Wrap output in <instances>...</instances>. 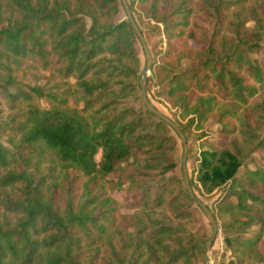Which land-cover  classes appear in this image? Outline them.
Here are the masks:
<instances>
[{
  "label": "trees",
  "instance_id": "16d2710c",
  "mask_svg": "<svg viewBox=\"0 0 264 264\" xmlns=\"http://www.w3.org/2000/svg\"><path fill=\"white\" fill-rule=\"evenodd\" d=\"M127 2L132 14L137 7L163 25L167 46L152 69L157 95L179 107L181 119L193 115L186 121L197 128L209 118L221 125L223 140L206 141L197 181L208 190L225 186L220 212L245 218L234 224L259 226L256 238L224 237L243 264L264 234V103L254 101L264 87L261 19L244 31V20L226 21L240 15L231 0ZM120 12V0H0L7 110L0 121V264H193L196 251L205 258L200 232L189 237L155 214L161 208L178 222L190 219L193 210L184 208L194 202L184 188L161 185L152 198L143 189L131 230L110 196L133 181L128 172L145 173L127 170L132 163L175 167L161 152L145 164L141 158L142 147L161 148L166 140L158 133L171 128L145 107L120 108L134 89L125 80L140 69L138 41L125 19L115 20ZM201 22L212 24L210 35ZM28 63L74 83L59 93L24 84L17 74Z\"/></svg>",
  "mask_w": 264,
  "mask_h": 264
},
{
  "label": "rangeland",
  "instance_id": "374dc122",
  "mask_svg": "<svg viewBox=\"0 0 264 264\" xmlns=\"http://www.w3.org/2000/svg\"><path fill=\"white\" fill-rule=\"evenodd\" d=\"M231 1H237L235 7L233 8L240 15L237 18H233L234 14L229 17L227 15L226 21L232 22L233 24L236 21L241 22V20H244V22H246L245 26L242 27V30L244 31L246 28L251 29L254 26V18H260L262 22L261 25L264 27V0ZM212 2L216 4V0H212ZM133 16L144 34L153 60L146 85L148 98L161 112L178 123L183 129L188 144L186 164L188 177L193 184L192 187L195 194L213 211L218 222V232L214 242L209 249L211 264H239V256L231 255L230 250L226 248L224 237H239V241H242L246 238H256L258 235L259 226H253L252 228L247 229L240 228L238 225L234 224V220L245 218L230 212H220L221 208H223L227 204V202H224L225 186H220L218 188L208 190L207 187H203L197 181L198 170L201 161V152L205 150L209 151V149L205 147L206 141L223 140V136H221L220 134L221 125L218 124L214 118H209L207 121H204L202 123L201 128H197L195 123L192 124L186 121L188 118L194 117L193 115H189L186 119H181L179 116L180 108L172 107L168 102L157 95L159 86L156 84V80L154 78L152 79V69L161 64L162 54L167 46L163 25L156 22L155 20L147 18V16L139 11L137 7L136 9H134ZM120 19H125V14L123 12L122 6L121 12L117 16H115L116 21ZM201 24L207 28L208 35H210L213 27L212 24L205 22H201ZM228 28L231 29L232 27L229 26ZM261 38H264V28L262 29ZM137 54L140 60V69L142 70L145 59L139 42L137 44ZM258 58L264 64V59L261 53L258 54ZM105 64L107 63L105 62ZM182 65H188V60H183ZM140 69L137 71V77L135 78L138 81V75L141 71ZM17 77L19 80L24 82V84H29L31 86L37 85L42 87L44 92L46 93H59L65 88L71 87L74 83L73 80L64 81L63 79L59 78L53 69L43 71L31 63H28L25 66L24 71L20 70L17 74ZM135 79L129 78L125 80L127 83L133 84L134 89H132L131 92L122 99L120 108H129L134 109L135 111H139L141 109L144 111V106L139 94V84H137L138 81H135ZM254 101L264 103V87L259 89V93ZM39 102L42 106H47V103L44 99L40 100ZM69 104L72 107H81L82 105L76 104L72 100H70ZM228 108L233 107L228 106ZM6 113L7 110L0 101V121H3L5 119ZM251 115L254 118L252 113ZM254 120L255 121L253 124L255 126H258L259 121H256L255 118ZM154 121L152 124H154ZM258 128V136L262 138V136H264V124L259 126ZM158 134L160 135V138L162 137L166 140L165 144L159 149H157V145L155 143L151 145V147H142L141 158H143L144 160L142 161V164L143 162L145 164L147 160L146 158L152 156L154 152H161L164 153L165 157H167L169 160L171 159L175 163V167L171 170L162 172L161 168L158 167L148 168L141 166L137 169L132 165L134 163H132L127 170H146L144 171L145 173H141L140 171L133 173L128 172V174L126 173L127 175L133 176V181H131V183L127 182L121 190H109L111 198H113L118 205L122 220L129 224V230H131V228H133V226H135V224L138 222V220L136 219V217H138V211L137 208L133 206L139 200V197H141L140 194L142 193L143 189L149 188L152 198L155 196L154 192L158 188H160L161 185L170 183L171 189L176 193L179 191V189L184 188L181 170L182 144L178 136L171 129L167 131L165 130ZM0 144H6L4 137H2L1 135ZM248 155L249 151L245 149L243 151L244 158L242 157L244 164L246 163V157ZM254 156L257 155L255 154ZM98 158L99 156L97 157V159ZM110 178L115 179L114 176H111ZM233 199L234 198H232V200ZM192 208H197L198 211ZM184 210H193L192 212L194 215L192 214L190 219H187L183 222H178L174 215V212H170L166 209L164 210L158 208L157 211H155V214L158 218H162V221L158 222H167L168 224L173 225L175 228H179L183 234H186L189 237L194 236L196 232H200L202 236L201 240H203L204 242L208 238L210 230L205 216L195 204L187 205ZM193 264H204V256L202 257V255L198 251L193 254ZM243 264H264V234L259 246L252 249L250 258H248Z\"/></svg>",
  "mask_w": 264,
  "mask_h": 264
},
{
  "label": "water",
  "instance_id": "95a60500",
  "mask_svg": "<svg viewBox=\"0 0 264 264\" xmlns=\"http://www.w3.org/2000/svg\"><path fill=\"white\" fill-rule=\"evenodd\" d=\"M123 12L125 14V20L129 23L132 32L134 33L136 39L138 40L140 47L142 49V53L144 55V66L142 70L140 71L138 78H139V94L141 97V101L143 103V106L145 109L155 116L157 119L164 122L166 125H168L173 132L178 136L181 144H182V158H181V170H182V180H183V186L184 189L188 195V197L194 202V204L200 209V211L205 216L208 224H209V236L206 239V241L203 244L204 247V264H211V258L209 256V249L214 242L217 232H218V222L216 219V216L212 212V210L207 206L206 203H204L194 192L191 184L190 179L188 177L187 172V152H188V144L187 139L182 131L181 127L170 117H168L166 114L161 112L148 98L146 85L148 81L149 72L152 66V55L150 52V49L148 47V44L146 42V39L138 26L131 10L129 7V4L127 0H120Z\"/></svg>",
  "mask_w": 264,
  "mask_h": 264
}]
</instances>
